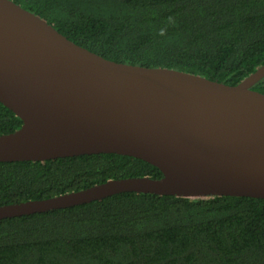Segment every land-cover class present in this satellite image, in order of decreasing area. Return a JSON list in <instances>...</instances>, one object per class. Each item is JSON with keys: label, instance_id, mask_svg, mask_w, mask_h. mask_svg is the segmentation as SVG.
<instances>
[{"label": "trees", "instance_id": "16d2710c", "mask_svg": "<svg viewBox=\"0 0 264 264\" xmlns=\"http://www.w3.org/2000/svg\"><path fill=\"white\" fill-rule=\"evenodd\" d=\"M12 1L116 62L229 85L264 64V0ZM252 89L264 93V76ZM21 125L0 102V135ZM133 176L163 174L145 160L116 153L2 161L0 206ZM0 264H264V198L121 192L5 218Z\"/></svg>", "mask_w": 264, "mask_h": 264}, {"label": "water", "instance_id": "95a60500", "mask_svg": "<svg viewBox=\"0 0 264 264\" xmlns=\"http://www.w3.org/2000/svg\"><path fill=\"white\" fill-rule=\"evenodd\" d=\"M264 64L236 85L116 62L0 0V102L21 120L0 135V162L116 153L158 167L44 199L0 206V220L121 192L264 198Z\"/></svg>", "mask_w": 264, "mask_h": 264}, {"label": "clouds", "instance_id": "9594fccd", "mask_svg": "<svg viewBox=\"0 0 264 264\" xmlns=\"http://www.w3.org/2000/svg\"><path fill=\"white\" fill-rule=\"evenodd\" d=\"M172 23H175V21H171ZM166 32V29H161L160 30V35H164Z\"/></svg>", "mask_w": 264, "mask_h": 264}]
</instances>
